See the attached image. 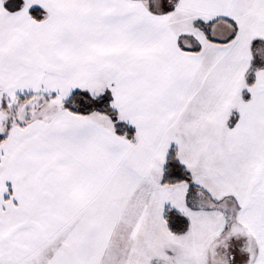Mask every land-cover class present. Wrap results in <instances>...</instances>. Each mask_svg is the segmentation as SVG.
<instances>
[{
    "label": "snow or ice",
    "instance_id": "snow-or-ice-1",
    "mask_svg": "<svg viewBox=\"0 0 264 264\" xmlns=\"http://www.w3.org/2000/svg\"><path fill=\"white\" fill-rule=\"evenodd\" d=\"M0 264H264V0H0Z\"/></svg>",
    "mask_w": 264,
    "mask_h": 264
}]
</instances>
